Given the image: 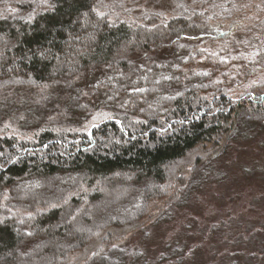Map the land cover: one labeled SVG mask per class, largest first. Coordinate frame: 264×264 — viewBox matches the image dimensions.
Here are the masks:
<instances>
[{
	"label": "trees",
	"instance_id": "obj_1",
	"mask_svg": "<svg viewBox=\"0 0 264 264\" xmlns=\"http://www.w3.org/2000/svg\"><path fill=\"white\" fill-rule=\"evenodd\" d=\"M258 25L264 0H0V109L26 99L0 122V264L137 263L128 238L264 131Z\"/></svg>",
	"mask_w": 264,
	"mask_h": 264
},
{
	"label": "rangeland",
	"instance_id": "obj_2",
	"mask_svg": "<svg viewBox=\"0 0 264 264\" xmlns=\"http://www.w3.org/2000/svg\"><path fill=\"white\" fill-rule=\"evenodd\" d=\"M14 98L0 109V122L6 116L18 121L15 110L26 99ZM176 203L163 214L162 205L154 223L128 238L127 247L140 253L135 264H264V131L233 144L184 205Z\"/></svg>",
	"mask_w": 264,
	"mask_h": 264
}]
</instances>
